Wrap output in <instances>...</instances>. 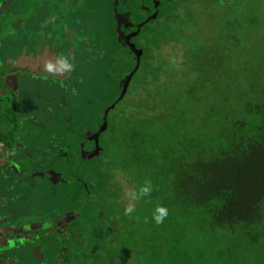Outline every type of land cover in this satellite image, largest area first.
<instances>
[{
    "label": "trees",
    "instance_id": "1",
    "mask_svg": "<svg viewBox=\"0 0 264 264\" xmlns=\"http://www.w3.org/2000/svg\"><path fill=\"white\" fill-rule=\"evenodd\" d=\"M158 1L159 17L146 22L136 40L145 64L133 77L128 98L119 103L123 106L108 116L101 155L74 158L79 142L90 146L84 131L98 130L104 116L94 95L81 91L80 111L66 113L73 124L87 118L76 131L77 144L68 145L72 170L80 166L85 180L82 191L90 198L89 186L98 192L97 185L105 186L103 205L87 199L94 217L88 215L86 225L77 223L78 233L72 230L70 264H264V22L259 5L254 0ZM95 2L86 4L91 9ZM111 3L106 8L112 13ZM133 4L131 22L139 23L145 16L141 8L153 12L157 3L121 0L116 10ZM180 21L192 35L175 30ZM111 35L117 42L108 30L99 44ZM162 41L189 47L192 64L170 66L160 54ZM121 68L124 77L128 68ZM116 172L135 191L147 180L152 183L151 196L136 199L131 217L115 201ZM158 205L169 209L160 225L152 219Z\"/></svg>",
    "mask_w": 264,
    "mask_h": 264
},
{
    "label": "flooded vegetation",
    "instance_id": "2",
    "mask_svg": "<svg viewBox=\"0 0 264 264\" xmlns=\"http://www.w3.org/2000/svg\"><path fill=\"white\" fill-rule=\"evenodd\" d=\"M14 1L0 0V114L5 115V106H7L8 101H12L10 106L15 109V113L38 114L41 112H53L57 114L65 113V111L66 113H71L72 110L68 112L67 108L70 107L72 109L78 103L85 102L84 95L88 92L87 87L82 84V91L86 92L83 98L79 97L77 102L71 103V105L68 104L71 96L78 95V91L81 89L79 88L81 81H76L74 84L73 82L76 77H80V66L85 63L87 51L85 34L81 41L84 49L79 52L77 50L79 42L76 37L84 30V17L80 20L81 22L78 26V21L72 19L71 15L74 14V17L77 15L85 16L87 0H32L34 3L29 12L30 17L33 18L30 25L29 22L23 19L26 7H30V4L27 5V0H25L23 6L17 8V12L22 13V16L17 23H13L7 30L5 23L8 13L14 7ZM111 1L116 10L115 2L118 0H109V2ZM53 2V14L55 16L51 20V29L49 32L42 31L44 33H41V30L36 26L40 20L51 15L47 13L46 9ZM120 2L121 0L118 4ZM129 3H131V0H129ZM73 6L76 8L73 9ZM135 7L133 4V6H129L127 11L118 12L116 10L118 17L113 31L118 48L123 52L121 54L125 56L122 65L128 68V73L121 80H116L120 75V67L118 66L117 78L112 82H106L105 87H103V84L99 86V99L96 100L98 106L104 101V92L107 95H105L107 97L106 100L117 95V98L115 99L114 97L115 100L113 99L114 101L108 105V108L114 105L120 96V84L136 68L137 59L135 54L129 49L127 37L135 34L138 31V27L145 24L156 13H158V17L160 15L155 7L153 12L148 7H142L141 9L145 15L144 20L134 23L131 22V15L135 11ZM75 24L78 26L75 27L77 29H74L73 25ZM118 26L120 27L119 32L117 30ZM139 36L132 39L130 43L135 46L137 51L142 52L140 70L141 66L145 64L143 60L145 53L137 45L136 40ZM109 41H113L112 35ZM140 44H143L142 39ZM58 54L67 55L69 64L59 63ZM116 61L118 63L119 60ZM49 62L52 63L53 67H48ZM131 62H134V67H132ZM132 82L133 80L129 87L132 86ZM128 91L125 99L126 97L128 98ZM118 106L119 104H117L116 108ZM101 113L104 112L102 111ZM37 118L38 116L36 115L35 119ZM66 121L70 122L67 116ZM97 124H100L97 127L99 130L103 124V116L102 122ZM42 125L45 127L43 131L45 135L43 137L39 136V134L37 135L38 132L40 133V127L44 128ZM47 126L48 124H32V126H29V124H9V121L0 124V188L6 194V199L0 200V205L7 216L5 224L10 222V225H4L0 222V243L3 246V244L14 242L22 246L20 248L15 247L16 254L20 255L18 258L7 255L11 246L7 245L3 249L0 247V264H55L54 247L60 253L59 264H70L71 240L73 237L72 220L70 218L57 225L54 215L45 212L46 206L30 209L31 212H27L28 208H26V205L28 204L25 205L23 202L19 208H12V206L16 205V200L21 198L25 201L26 199H32L35 195L36 203L41 200L40 193L32 192L35 187L19 186L21 180H28L29 174L30 179L40 176L49 180L52 175L57 174L51 171L54 170L59 172L57 175L60 176L59 182L62 183L63 173L55 167V162L60 159V156L73 158L72 147L68 146L72 145V140L65 138L59 142L56 141L53 136L49 135ZM34 130L37 131L36 135H34ZM98 130L90 132L94 134ZM86 131H84L83 138L90 143V146L86 148L84 142H79L81 149L75 154V159L80 156L81 159L87 160L88 153H92L96 148L95 141H90L85 137ZM14 132H19L20 135L13 137ZM99 140L101 147V137ZM39 143L43 144L44 147L41 145L43 148L39 149ZM46 160H53L54 163V166L50 170L48 169V172L40 171V169L34 167H42ZM70 169L71 166L68 170ZM71 171H69V174H71ZM64 180L66 181L65 178ZM13 181H16V183ZM4 188H7V190ZM29 194L33 195L29 196ZM70 217L72 218L71 213ZM5 232L8 233L7 243L3 235ZM56 234H64V237L55 240Z\"/></svg>",
    "mask_w": 264,
    "mask_h": 264
},
{
    "label": "rangeland",
    "instance_id": "3",
    "mask_svg": "<svg viewBox=\"0 0 264 264\" xmlns=\"http://www.w3.org/2000/svg\"><path fill=\"white\" fill-rule=\"evenodd\" d=\"M23 1V3H22ZM25 0H15L14 7L10 10V12L7 15L6 19V29L9 30L10 26L13 23H17L18 19L22 16V13L17 12V8H20L23 6ZM258 5L259 8L258 10L260 11V15L263 18L261 21L264 22V0H254ZM108 0H97L95 2L97 5L94 6L93 8L90 9L91 5L90 3L87 5L86 4V14L85 16L83 15H77L74 17V14L71 15L72 19H75L78 21V24L80 25V20L83 19L84 17V23H83V31L81 34L77 35V39L79 42V45H77V50L78 52L84 49V46L82 44V37L86 36L87 42L90 43L91 46V52L88 50L86 51L85 55V63L80 66V72L79 75L80 77H76V80L73 82V84L76 81H81L80 87H82V84L87 87L88 94H93L94 99L98 100L99 99V86L106 81H103L104 79H111L112 77L117 78V70L120 67L121 68V61L124 60L125 56H123V53L121 50H119L117 42L115 41H109L107 39V43L104 44L103 46L99 44V39L101 36L104 35V32L110 30L111 32L113 31V20L115 19L116 15V10L114 9V4H110V9L108 10L106 8V3ZM112 2V1H111ZM27 5L30 4V7H26L23 15V19L25 21L29 22V25L32 23L31 19L33 17H30V8L33 5L34 1L27 0L26 1ZM53 5L54 2L51 3V6L48 7L47 13L51 14L47 18H44L39 21L38 27L39 30H41V33L44 32H49L51 29V20L55 16L53 14ZM76 8L73 6V9ZM113 11H114V18H113ZM47 15V14H46ZM76 23V22H75ZM186 28H190V23H184ZM74 29H77L75 27H78L76 24L73 25ZM177 26V29H175L178 32H182L186 36L192 35V32H189L188 30H183L182 29V22H178L175 24ZM174 26V28H175ZM195 30V28H192ZM44 31V32H42ZM16 37V34H15ZM188 40V38H187ZM188 42V41H187ZM189 43V42H188ZM162 52L160 54H163V59L170 65L176 68L182 67V65L187 62L189 65L192 64L193 59L189 55V47L183 46L180 43H165L162 41ZM100 50V51H98ZM121 51V52H120ZM89 52V53H88ZM103 54V57H100L99 54ZM116 60H119L118 63ZM119 66V67H118ZM85 68V70H84ZM122 71V68H121ZM123 76L122 74L119 75V78L116 80L121 79ZM82 91V88L79 89L78 95L71 96L69 103H75L79 100V95ZM86 93V92H85ZM113 99L109 98L105 101L102 102V104L97 108L98 111H105L108 107L109 104H111ZM12 101H8L7 106H5V115L0 114V124H2L5 121H9V124H29V126H32V124H48V132L49 135L55 138L56 141H61L64 140L65 138L72 140L73 143L78 142V139L76 138L75 134L78 129L83 127L82 125H85L83 122L87 121V118L85 117L84 119L81 118L77 124H73L72 121L67 122L66 121V111L65 113H15V109L10 106ZM92 104L90 107H93L94 100H91ZM83 105L81 103H78L75 107L72 109L70 107L67 108L68 112L72 111H80L81 107ZM123 105H119L118 107L120 108ZM106 107V108H105ZM117 107V108H118ZM105 108V109H104ZM85 110V109H84ZM90 109H87L89 111ZM10 111V112H9ZM36 115L38 116L37 119H35ZM110 119V118H109ZM108 119V123H109ZM14 120V122H13ZM82 123V124H80ZM92 127L94 126L93 124H90ZM43 126V125H42ZM44 127V126H43ZM45 129L40 127V133L36 130H34V135L39 134V136L43 137L45 133L43 132ZM20 135L19 132H14L13 137ZM43 142V141H42ZM41 142V143H42ZM39 143V149L43 148L44 145ZM43 145V147H41ZM57 147V143H56ZM49 153V152H48ZM97 157V156H96ZM71 158H63L60 156V159L55 162V167L59 169L63 173V181L62 183L60 181V176L57 175L59 172L51 170L52 172H55L56 175H52L49 180L44 179L43 177L40 176H35L34 179H30V174L28 175V180H21V184L19 186H23L27 188H31L29 186L35 187V189H32V192L40 193V202L36 203V196L34 195L32 199H26L24 201V204L26 205V208H28L27 212H31L30 209H35V208H40L41 206H46L45 212H48L50 215H54V219L57 225H59L61 222H63L65 219L72 220V225L71 228L74 233H78L77 229L79 228L75 225L77 223L80 224H88L90 217L88 215H91L93 218V208L90 206L85 205L86 200L90 199L94 204H99L103 205L104 201V194L103 191L99 185L98 188L101 189V192H98V189L96 186H89L88 189H91V194L92 197H88V192L85 193L82 191V184L84 183L85 180H83V175L82 171L80 169V166L75 168V170H72V162ZM87 160H92L87 158ZM54 166L53 160H46V162L43 163V166H34L40 171H49L52 167ZM71 166V169L69 167ZM49 169V170H48ZM72 170V171H71ZM71 171V174H69ZM116 176H113V182L118 184L120 186L119 192L116 193V199L115 201L117 202L118 206L120 208H126L129 203H134L136 204V200L132 201L131 198L127 195L129 192L133 191L134 188L131 184H129L124 178L123 175L120 172L115 173ZM66 179V181L64 180ZM16 183V181H13ZM35 182V184H33ZM7 190V188H4ZM115 190V188H114ZM54 193V194H52ZM33 195V194H29ZM41 212H43L41 210ZM25 213V212H24ZM70 213L72 215V218L70 217ZM81 236V235H80ZM61 237H64V234L62 235H57L55 240H59ZM84 237V236H81ZM68 243V240H67ZM72 244V240H71ZM56 262L55 264H59L58 260L60 257V253L58 250L55 249L54 247V252Z\"/></svg>",
    "mask_w": 264,
    "mask_h": 264
},
{
    "label": "water",
    "instance_id": "4",
    "mask_svg": "<svg viewBox=\"0 0 264 264\" xmlns=\"http://www.w3.org/2000/svg\"><path fill=\"white\" fill-rule=\"evenodd\" d=\"M119 1L120 0L115 2L116 6L118 5ZM155 2L157 3L155 5V9H158L160 3H159L158 0H155ZM117 17H118V13L116 12L115 21H117ZM157 18H158V13H156L152 18H150L147 21V23L150 22V21H155V20H157ZM144 25L145 24H143L142 26H139L138 27V31L135 34L130 35V36L127 37V44L129 45V49H130V51H132V53L135 54L136 59H137L135 70L128 77H126L122 81V83L120 84V96H119L117 102L114 105H112L111 107L107 108L104 111L103 124L100 126L99 130L96 133H94V134H92L90 131L86 132V134H85V137L88 140L95 141V146H96L95 150L92 153H88L89 156L87 158H89V159H91V158H93L95 156H99V155H101V153H103V149L100 147V144H99V141H100L99 138H100V135L107 130L109 113H111V111L115 110L117 104H119L121 101L124 100V98H125V96L127 94V91L129 89V86L131 84V81H132L133 77L136 75V73L139 70L140 59L142 57V52L141 51H137L135 46L133 44H131L130 42H131L132 39H135L140 34V31H141V29H142V27ZM117 30H118V32L120 31V27L119 26L117 27ZM0 247H2L1 243H0Z\"/></svg>",
    "mask_w": 264,
    "mask_h": 264
},
{
    "label": "clouds",
    "instance_id": "5",
    "mask_svg": "<svg viewBox=\"0 0 264 264\" xmlns=\"http://www.w3.org/2000/svg\"><path fill=\"white\" fill-rule=\"evenodd\" d=\"M58 62L64 65L69 64V58L67 55H57ZM48 67H53L52 63L49 62ZM153 191V186L150 180L145 181V183L139 188L138 191H131L127 195L131 198L132 201L136 199H140L143 197H150ZM135 211L134 203H129L128 206L125 208V215L132 216V213ZM169 216V209L165 206H157L152 214V219L157 225L163 224L164 221ZM23 243V241H21ZM12 246H14V242H10Z\"/></svg>",
    "mask_w": 264,
    "mask_h": 264
},
{
    "label": "crops",
    "instance_id": "6",
    "mask_svg": "<svg viewBox=\"0 0 264 264\" xmlns=\"http://www.w3.org/2000/svg\"><path fill=\"white\" fill-rule=\"evenodd\" d=\"M93 8V7H92ZM78 26H79V24H78ZM6 199V194H4V192L1 190V188H0V200L1 201H3V200H5ZM24 202V199H19V200H16V205L15 206H12V208H19L20 207V204H22ZM11 208V209H12ZM16 208V209H17ZM3 210L4 209H1V205H0V222H2L4 225H10V222L9 223H7V224H5V219L7 218V216H6V214L3 212ZM4 239H5V241H6V243H7V241H8V233L7 232H5L4 234ZM11 246L10 247V249L8 250V252H7V255L8 256H10V257H14V258H18V257H20V255H18V254H16V252H15V247H17V248H20V247H22V246H20V245H18L17 243H14V246H12L10 243H8V244H3V246H2V249L3 248H6V246ZM71 261V260H70Z\"/></svg>",
    "mask_w": 264,
    "mask_h": 264
}]
</instances>
